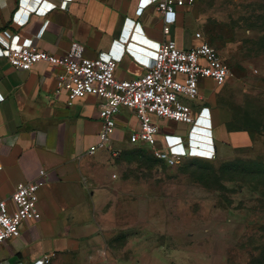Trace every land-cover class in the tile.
<instances>
[{
  "label": "crops",
  "instance_id": "1",
  "mask_svg": "<svg viewBox=\"0 0 264 264\" xmlns=\"http://www.w3.org/2000/svg\"><path fill=\"white\" fill-rule=\"evenodd\" d=\"M156 1L0 0V34L10 37L11 49L33 40L38 49L57 56L78 42L86 58L109 55L116 62L115 77L132 80L153 66L165 40L185 50L200 43L192 31L200 24V0L166 17L155 10ZM59 72L42 63L17 71L0 57V199L35 180L40 170L46 182L39 191L40 219L24 222L18 238L0 245V264L108 263L96 246L93 207L110 195L112 165L124 161L127 147L135 145L129 135L137 120L121 109L107 149L88 155L100 130V100L86 97L67 106L65 94H55ZM200 86L202 93L214 88L208 80ZM191 108L193 125L157 122L156 146L180 157L178 164L190 158L224 163L251 146L248 132L230 128L220 117L216 92Z\"/></svg>",
  "mask_w": 264,
  "mask_h": 264
},
{
  "label": "rangeland",
  "instance_id": "2",
  "mask_svg": "<svg viewBox=\"0 0 264 264\" xmlns=\"http://www.w3.org/2000/svg\"><path fill=\"white\" fill-rule=\"evenodd\" d=\"M200 3L192 31L230 71L203 95L216 92L220 117L250 131L251 146L228 165L114 161L110 195L93 207L107 264H264V0Z\"/></svg>",
  "mask_w": 264,
  "mask_h": 264
},
{
  "label": "built area",
  "instance_id": "3",
  "mask_svg": "<svg viewBox=\"0 0 264 264\" xmlns=\"http://www.w3.org/2000/svg\"><path fill=\"white\" fill-rule=\"evenodd\" d=\"M193 3L194 0H158L154 5L155 10L166 17ZM169 32L170 26L165 23L162 33L167 37ZM6 36L0 34V45L6 48L5 52L0 48V57H5L13 69L21 72L30 71L41 63L59 69L55 94L63 92L67 106L86 97L100 100V130L96 142L87 150L88 155L107 149L116 131V116L121 109H128L138 125L129 135V142L145 146L154 158L167 165L178 164L180 157L157 148V122L193 125L195 114L191 104L209 98L201 92L200 84L208 80L213 90L219 89L230 76L218 51L198 33L195 38L200 43L188 50L179 48L172 40H165L155 53L153 66L132 80L115 77L116 62L109 55L86 58L84 46L78 42H71L68 51L57 56L38 49L33 40L11 49L10 37ZM44 177L45 171L40 170L35 180L17 185L8 199H0V245L18 238L24 222L40 219L38 201L39 191L46 185Z\"/></svg>",
  "mask_w": 264,
  "mask_h": 264
},
{
  "label": "trees",
  "instance_id": "4",
  "mask_svg": "<svg viewBox=\"0 0 264 264\" xmlns=\"http://www.w3.org/2000/svg\"><path fill=\"white\" fill-rule=\"evenodd\" d=\"M236 131H246V132H248V134L250 135V139L252 141L251 132L248 131L247 129L238 128V129H236ZM137 146H139L138 148H140V149H136L135 151H131L130 153H127V154H129V156L137 157V158H139L141 160H144L146 158H149V163H154L156 160H158L156 158L153 159L154 157H153V155L151 154V152H150V150L148 148H146L143 145H137ZM149 153L151 154V156L153 158L150 155H148ZM191 162L199 163L198 160H192ZM227 162L223 163L222 165H228L229 163H227Z\"/></svg>",
  "mask_w": 264,
  "mask_h": 264
}]
</instances>
